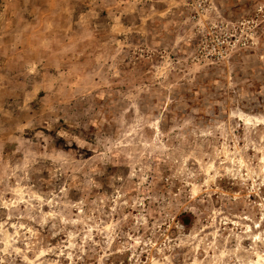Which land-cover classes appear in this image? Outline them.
I'll return each mask as SVG.
<instances>
[{
  "label": "rangeland",
  "instance_id": "obj_1",
  "mask_svg": "<svg viewBox=\"0 0 264 264\" xmlns=\"http://www.w3.org/2000/svg\"><path fill=\"white\" fill-rule=\"evenodd\" d=\"M0 264H264V0H0Z\"/></svg>",
  "mask_w": 264,
  "mask_h": 264
}]
</instances>
